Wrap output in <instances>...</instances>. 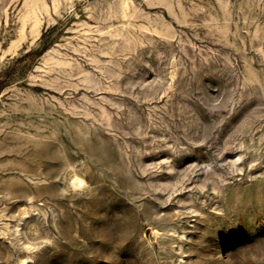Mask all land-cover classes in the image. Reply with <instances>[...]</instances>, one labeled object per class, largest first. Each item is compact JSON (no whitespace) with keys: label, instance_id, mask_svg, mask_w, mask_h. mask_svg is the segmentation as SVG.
Wrapping results in <instances>:
<instances>
[{"label":"rangeland","instance_id":"obj_1","mask_svg":"<svg viewBox=\"0 0 264 264\" xmlns=\"http://www.w3.org/2000/svg\"><path fill=\"white\" fill-rule=\"evenodd\" d=\"M124 1L0 0V264H264V0Z\"/></svg>","mask_w":264,"mask_h":264},{"label":"trees","instance_id":"obj_2","mask_svg":"<svg viewBox=\"0 0 264 264\" xmlns=\"http://www.w3.org/2000/svg\"><path fill=\"white\" fill-rule=\"evenodd\" d=\"M44 34H43V46L40 49H33V50H28L26 51L23 55L19 56L16 60L18 64L24 63L25 66H29L33 64V61L38 58L40 55H42L47 48L49 47V42L48 40L44 39ZM6 80L0 81V90L7 85Z\"/></svg>","mask_w":264,"mask_h":264},{"label":"bare ground","instance_id":"obj_3","mask_svg":"<svg viewBox=\"0 0 264 264\" xmlns=\"http://www.w3.org/2000/svg\"><path fill=\"white\" fill-rule=\"evenodd\" d=\"M147 1H149V0H147ZM152 1H153V0H152ZM124 2H126V0H125ZM146 3H147V2H146ZM122 6H123V4H122ZM129 7H130V6H129ZM123 10H124V9H123ZM124 14H125V13H124ZM130 15H132V14H130ZM139 15H140V14H139ZM139 15H138V16H139ZM144 15H146V14H144ZM144 15H143V16H144ZM125 16H126V15H125ZM127 16H129V15H127ZM133 16H134V14H133ZM140 16H142V15H140ZM134 17H135V16H134ZM122 18H123V17H122ZM138 18H139V17H138ZM144 18H145V17H144ZM123 19H124V18H123ZM142 19H143V18H142ZM120 21H121V20H120ZM153 21H154V20H153ZM153 21H152V22H153ZM152 22H151V23H152ZM128 23H129V22H128ZM126 24H127V23H126ZM152 25H154V24H152ZM155 25H156V23H155ZM160 25H164V24H163V23L161 24V22H160ZM117 26H118V25H117ZM117 26H116V27H117ZM118 27H119V26H118ZM112 28H113V27H112ZM127 29H128V28H127ZM150 29H152V28H150ZM150 29H149V30H150ZM110 30L112 31V29H110ZM114 30H115V28H114ZM120 30H121V29H120ZM122 30H123V29H122ZM115 31H116V30H115ZM117 31H118V30H117ZM126 31H127V30H126ZM137 31H139V30H137ZM137 31H136V32H137ZM141 31H142V30H141ZM151 31H153V30H151ZM119 32H120V31H119ZM131 32H132V31H131ZM131 32H130V33H131ZM136 32H135V33H136ZM138 33H139V32H138ZM156 33H157V32H156ZM110 34H111V33H110ZM120 34H121V33H120ZM138 35H139V34H138ZM109 36H110V35H109ZM113 36H117L116 33H115V35H113ZM125 36H126V35H125ZM114 38H115V37H114ZM117 38H119V37H117ZM121 38H123V36H122ZM112 40H113V39H112ZM116 41H117V40H116ZM136 41H137V39H136ZM124 42H127V40L124 41ZM124 42H122V45H123ZM117 43H118V42H117ZM111 44H112V43H111ZM111 44H110V45H111ZM124 44H125V43H124ZM138 44H139V41H138ZM120 45H121V44H120ZM120 45H119V46H120ZM136 45H137V44H136ZM111 47H112V46H111ZM113 47H114V46H113ZM113 47H112V48H113ZM109 49H110V48H109ZM114 49H115V48H114ZM114 49H113V52H114ZM115 50H116V49H115ZM111 51H112V50H111ZM109 52H110V50H109ZM115 52H116V51H115ZM77 71H78V69H77ZM79 73H80V72H79Z\"/></svg>","mask_w":264,"mask_h":264}]
</instances>
